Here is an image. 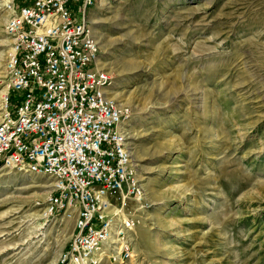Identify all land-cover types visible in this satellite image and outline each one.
I'll use <instances>...</instances> for the list:
<instances>
[{"label": "rangeland", "instance_id": "1", "mask_svg": "<svg viewBox=\"0 0 264 264\" xmlns=\"http://www.w3.org/2000/svg\"><path fill=\"white\" fill-rule=\"evenodd\" d=\"M90 18L146 190L131 264H264V0H93ZM53 186L0 163V264H60L75 220L44 215Z\"/></svg>", "mask_w": 264, "mask_h": 264}, {"label": "built area", "instance_id": "2", "mask_svg": "<svg viewBox=\"0 0 264 264\" xmlns=\"http://www.w3.org/2000/svg\"><path fill=\"white\" fill-rule=\"evenodd\" d=\"M92 6L3 1L13 48L0 163L54 180L45 216L75 220L60 264H131L146 190L126 129L131 108L114 96V77L100 64Z\"/></svg>", "mask_w": 264, "mask_h": 264}, {"label": "bare ground", "instance_id": "3", "mask_svg": "<svg viewBox=\"0 0 264 264\" xmlns=\"http://www.w3.org/2000/svg\"><path fill=\"white\" fill-rule=\"evenodd\" d=\"M101 5H103V4L101 3ZM93 31H94V33H95V35H96V31H95L94 26H93ZM96 36H97V35H96ZM97 39H98V37H97ZM98 43L100 44L99 39H98ZM99 59H100V64H101V66L105 68V65H104V63L102 62V59H101V58H99ZM113 93H114V96H116L114 91H113ZM44 215H45V214H44ZM159 248H160V247H159Z\"/></svg>", "mask_w": 264, "mask_h": 264}]
</instances>
